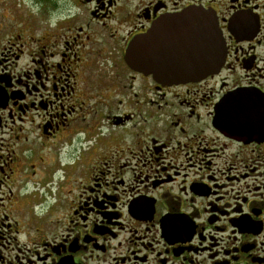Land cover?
<instances>
[{
  "label": "flooded vegetation",
  "instance_id": "1",
  "mask_svg": "<svg viewBox=\"0 0 264 264\" xmlns=\"http://www.w3.org/2000/svg\"><path fill=\"white\" fill-rule=\"evenodd\" d=\"M187 10L223 62L159 79ZM0 264H264V0H0Z\"/></svg>",
  "mask_w": 264,
  "mask_h": 264
},
{
  "label": "water",
  "instance_id": "2",
  "mask_svg": "<svg viewBox=\"0 0 264 264\" xmlns=\"http://www.w3.org/2000/svg\"><path fill=\"white\" fill-rule=\"evenodd\" d=\"M162 28L169 38L179 39L148 40L155 51L157 49V55L153 68L147 69L159 79L171 82L198 80L217 71L223 62L224 42L213 12L187 10L170 16L157 22L146 36L157 37ZM138 47L139 40H131L125 58L131 67L143 69L145 63L138 55Z\"/></svg>",
  "mask_w": 264,
  "mask_h": 264
}]
</instances>
